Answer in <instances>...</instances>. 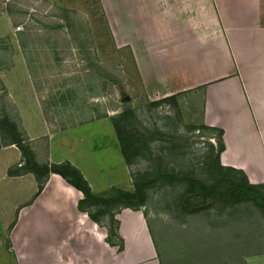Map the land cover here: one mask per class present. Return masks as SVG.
Listing matches in <instances>:
<instances>
[{"label":"rangeland","instance_id":"1","mask_svg":"<svg viewBox=\"0 0 264 264\" xmlns=\"http://www.w3.org/2000/svg\"><path fill=\"white\" fill-rule=\"evenodd\" d=\"M29 91L38 97L49 131L91 125L76 130L86 139L75 151L97 190L128 174L129 187L158 176L137 209L145 212L164 264H247L245 256L264 264L263 204L224 203L215 192L214 201L201 205L199 189L186 191L190 177L219 181V190L231 178L217 162L219 129L201 121L200 86L177 97L150 98L128 45L112 39L100 0H0V181L12 177L7 170L16 165L17 137L22 169L30 160L40 163L27 134L39 119L29 117V109L20 113L15 101L29 106ZM127 110L134 146L125 163L112 122Z\"/></svg>","mask_w":264,"mask_h":264},{"label":"crops","instance_id":"2","mask_svg":"<svg viewBox=\"0 0 264 264\" xmlns=\"http://www.w3.org/2000/svg\"><path fill=\"white\" fill-rule=\"evenodd\" d=\"M100 1L110 35L128 45L146 94L177 97L200 86L201 121L221 132L220 164L264 194V0ZM15 101L20 113L29 109L39 119L26 129L38 162H71L99 197L115 187L134 189L129 174L95 188L75 151L86 139L76 130L90 127L87 121L49 131L35 93L29 91V106ZM8 175L0 181V264H164L143 210L90 200L81 208L84 193L57 172L41 188L31 171Z\"/></svg>","mask_w":264,"mask_h":264},{"label":"trees","instance_id":"3","mask_svg":"<svg viewBox=\"0 0 264 264\" xmlns=\"http://www.w3.org/2000/svg\"><path fill=\"white\" fill-rule=\"evenodd\" d=\"M166 98V97H165ZM130 110L125 111V114H120L119 117L113 120L112 124L115 129L121 153L124 157L126 163L129 162V152L134 146V142L128 140L127 137V129H126V118L125 115H128ZM220 131V130H219ZM221 133V132H220ZM21 138L17 137L13 142L18 143L21 151L23 149L21 147ZM223 147V143H221L220 149ZM23 155V153H22ZM31 165L29 168L22 169L25 166V163H21L20 165H14L13 167H9L7 170L8 174L16 175L25 172H33L39 181V188L42 187L44 182L45 176L48 175L49 172H57L61 174L65 179H67L70 183L75 185L79 188L85 195L84 199L79 201V207H83L84 203L87 200L96 201V202H103V204H122V206L131 207L137 209L138 206L145 202L147 198L146 187L147 185L155 182L158 179V176L148 177L137 181L134 183L133 190H125L121 188H115L113 190V194L108 197H99L92 193L91 188L84 178L81 171L73 165L71 162H61V163H36L34 160H30ZM217 162L218 164L225 168L226 170L231 173V178L226 180L229 184H225L223 189H218L217 185L219 181L211 184H205L196 178L190 177L189 185L186 188L188 194H196L197 189L200 190L201 196L199 200V204L207 203L208 201H214L215 199V192H217V197L221 199L224 203H235L240 202L242 200H253L255 203L263 204L264 205V194L254 187L251 183L248 182L246 177L243 173L237 172L233 167H225L220 164L219 162V155L217 154ZM220 178L219 180H222ZM232 182L234 184H232ZM182 206L190 211L191 210V203H189L186 197H182ZM114 216H111V222L113 223ZM114 228L111 230L112 234H116V230L113 231ZM122 246V243L119 244Z\"/></svg>","mask_w":264,"mask_h":264},{"label":"built area","instance_id":"4","mask_svg":"<svg viewBox=\"0 0 264 264\" xmlns=\"http://www.w3.org/2000/svg\"><path fill=\"white\" fill-rule=\"evenodd\" d=\"M21 28V25H17L16 29H20Z\"/></svg>","mask_w":264,"mask_h":264},{"label":"water","instance_id":"5","mask_svg":"<svg viewBox=\"0 0 264 264\" xmlns=\"http://www.w3.org/2000/svg\"><path fill=\"white\" fill-rule=\"evenodd\" d=\"M210 202V201H209ZM208 203V202H207ZM203 204H206V203H203ZM203 204H201V205H203Z\"/></svg>","mask_w":264,"mask_h":264}]
</instances>
